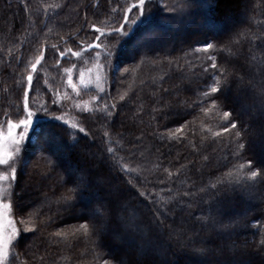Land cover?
Masks as SVG:
<instances>
[{"label":"trees","instance_id":"16d2710c","mask_svg":"<svg viewBox=\"0 0 264 264\" xmlns=\"http://www.w3.org/2000/svg\"><path fill=\"white\" fill-rule=\"evenodd\" d=\"M168 1L150 0L147 11L152 13V18L147 34L141 27L130 37L116 33L101 37L99 43L106 53L101 61L105 65V92H97V95L101 97L100 106L105 101L117 103L111 121L100 112H82L75 122L86 129L87 136L63 125L79 140V145L59 159L52 157V170L46 174H42L46 162L40 158L49 156V152L38 150L34 136L26 141L24 156L28 158V165L17 173L12 196L13 218L19 228L23 227L19 221L24 218V226H35L36 230H21L19 241L12 247L16 257L14 264H104L105 260L111 262L114 256L127 260L125 252L112 249L116 243L111 233L92 237L82 231L71 234L88 222L85 204L95 195H86L83 201H73L71 205L59 199L66 188L72 186L64 184L65 165H84L82 156L87 159V167L102 174L114 189L124 193V199L136 209L141 220L151 222L157 215L164 219L162 242L166 244L169 264H196L197 257L191 249L201 245L226 247H219L221 236L213 232L206 234V226L197 221V217L211 214L222 224L226 220L231 222L232 230L224 242L235 244L237 249L246 248L251 252L264 240V177L258 178L251 189L233 193L217 213L210 207L213 190L208 186L226 178L230 170L249 159L258 167L262 154L251 147L237 158L234 145L228 142V133L212 136V132L221 130L222 122L214 112L205 116L200 111L211 98L204 105L198 103L213 82V70L204 71L211 61L206 54L192 51L209 42L219 49L229 44L230 39L239 37V43L229 45L231 52L211 54L217 57L219 65L234 70L237 75L245 76L236 66L243 60H251L253 68L258 67L261 74L264 71V0H219L215 6H209L208 0H195L178 18L176 12L163 7L172 6ZM134 2L136 0H0V124L6 121V115L12 120L22 115L25 77L30 70L28 62H34L38 50L47 46L45 59L34 74L29 107L34 111L48 109V116L41 112L43 133L50 129L59 133L65 142H71L72 136L55 127L62 121L51 119L56 107L51 104L48 84L61 79L59 69L67 63V58L57 67L55 62L59 57L50 46L57 44L61 50L65 46L77 47L92 34V24L118 27L126 8ZM186 2L175 0L174 3L184 6ZM242 10L245 18L236 19V14ZM186 13H191L190 17H185ZM228 16L232 17L229 21ZM171 28L173 31L169 33ZM61 36L68 41L67 45L61 41ZM166 38L163 48H158L156 44ZM114 46V67H110L107 52ZM260 63H263L262 68ZM115 67L120 70L115 71ZM246 78L249 80L244 77V83L249 82ZM238 85L233 81L225 92L224 110L236 107L232 95ZM93 89L90 91L94 92ZM121 95L125 96L124 100L119 99ZM239 119L249 122V117L244 115ZM181 125H186L183 133H177V139H170L169 133ZM209 128L211 131H207ZM105 131L109 132L112 144L107 142ZM117 140L119 145L115 143ZM109 146L116 149V159L123 157V162L137 171L125 176L118 167L110 168L115 161L109 158L106 163L104 159ZM58 148L53 143L51 151ZM165 169L173 173L172 177ZM130 178L136 187L127 183ZM137 188L147 191L156 203L139 196ZM201 188L206 191L201 192ZM185 192L189 195H184ZM56 231L67 233L68 238L53 237L51 234ZM168 233H172L170 239ZM260 259L261 256L253 255L249 264H259Z\"/></svg>","mask_w":264,"mask_h":264},{"label":"snow or ice","instance_id":"6c2138e0","mask_svg":"<svg viewBox=\"0 0 264 264\" xmlns=\"http://www.w3.org/2000/svg\"><path fill=\"white\" fill-rule=\"evenodd\" d=\"M194 2L195 0H187L186 5L182 7H190ZM149 3L150 0H136V2L126 8L119 26L113 27L108 33H105L101 27L95 24L90 25L92 32L98 33V35L95 36L94 42L82 43L79 51L73 50L72 47H65L61 50L57 44H52L50 46L51 49L59 57L55 62L56 66L59 67L61 60L68 57L81 60L85 51L99 49L101 47L99 43L101 37L105 35L116 33L120 37H130L135 30L141 27L145 29L147 34L150 31L148 26L151 24L152 18V13L147 11ZM217 3H219V0H208L209 6H215ZM63 6L57 5V7ZM163 7L168 8V5L165 4ZM45 11L47 12V9ZM171 11L176 12L177 8L173 7ZM190 15L191 13H186L185 17H190ZM185 17H182V19ZM85 20H87V16ZM77 31H80V29ZM60 39L67 45L68 41L63 36ZM237 43H239V37L234 40L230 39L229 44L223 45L219 49L214 43L209 42L194 48L192 51L206 54L207 60L211 61V63L204 71L208 72L209 68L213 70V82L208 90L202 93L203 98L198 101L200 105H204L211 98L210 103H208L207 107L202 106L200 111L205 116L215 113V116L222 122V127L220 131L212 132V136L220 137L223 133H228V142L234 145V155L240 158L247 148H251L257 143L264 147V71L261 73L262 79L258 84L254 79H249L250 88L239 87L237 89L234 101L236 107L224 110L225 92L229 90L233 81H236L239 85H244V77L237 75L234 70L226 66L219 65L217 57L211 54L214 51L228 50L231 52L229 45ZM46 50L47 46L41 47L38 50V54L34 57V62L32 60L28 62L30 70L25 77L28 87L23 93V117L14 122L6 115V133L0 126V166H5L6 168L5 171L0 172V182H8L9 185L7 188H0V264H14L16 257L14 253L10 252V248L19 241L21 235V229L16 226L17 221L13 219L14 203L12 196L14 195L13 188L17 181L18 171L22 172L23 168L28 165V158L24 156L26 141L34 136L38 150L41 153L49 152V156H41L40 158L46 162L44 173H42L46 174L52 170V157L59 159L64 153L70 152L79 145V140L72 133H69L63 125H67L68 128L74 131L84 133L85 136L88 135L86 129L79 126L78 122L69 123L67 119H64L63 115L52 116L51 119L62 121L61 125H56L55 127L61 128L62 132L72 136L71 142H65L59 133L52 132L50 129L47 133H43L41 112L48 116V109L30 110L29 93L33 88L34 74L37 73L38 66L42 65ZM107 55L109 57L108 66L114 67L112 58L116 55V47L109 49ZM99 59L100 56L97 53L96 60L99 61ZM76 67L77 65L73 64L72 67L63 69V72L67 75V87L71 88L77 97L81 95L82 91L86 92L93 86L98 93L105 92L103 87L105 79L104 64L99 62L95 64L96 74L94 79L91 75L86 79L85 70H80L79 87L73 82V72ZM114 70L119 71L120 69L115 67ZM86 71L91 74L93 69L88 68ZM123 71L126 73L128 69L125 68ZM50 91H53L54 95H59V92L54 89H50ZM65 97L69 98L66 93ZM124 98V95L119 97L120 100H124ZM100 99L99 95H93L89 101L77 102L75 107L80 112H100L107 118V121H111L117 111V103L112 102L109 104L105 101L100 106ZM53 103L56 104L57 101L54 100ZM90 105H96V107ZM237 107L239 108L238 113ZM240 115L248 116L249 122L245 123L240 120ZM185 127L186 125H181L175 132L169 133V138L177 139L176 134L183 133ZM207 131H211V129L209 128ZM104 136L109 144L113 143L109 132L105 131ZM53 143L58 145L60 151H51ZM115 143L119 145L120 141L117 140ZM106 152L108 156L104 158L105 162L107 163L109 158L115 161L114 164L109 165L113 170L118 167L119 171L125 176H130L137 171V169L125 164L123 157L116 159V149L114 147H107ZM82 159L84 160V165L65 169L67 178L64 180V184H71L72 186L66 188L65 193H62L59 199L64 204L71 205L73 201L81 202L86 195H95L85 204L89 214L88 222L79 225V228L75 229L71 234L75 235L76 232L82 231L85 236L92 237L111 233L123 248L130 250V252H125L127 260L114 256L111 262L105 260L104 264H169L167 259H157L160 249L164 247L162 242L164 219L157 215L152 218L151 222L141 220L136 214V209L132 208V205L124 199V193L121 190L114 189L102 174L94 173L91 168L87 167V159L85 157L82 156ZM204 159L207 160L208 157L205 156ZM165 171L168 172L169 177H172V172L167 169ZM261 177H264V161L259 162L258 167L254 165V161L251 159L247 160L246 163H240L234 167V170H230L226 174V178H222L208 186L213 190L210 193L213 201L210 207L213 210L223 208L233 193L238 190L251 189L258 178ZM127 183L136 187L131 178ZM137 191L139 196L149 199L150 203H156V201L150 199V194L147 191H141L139 188H137ZM200 191L205 192L206 189L201 188ZM101 192H103V195H100ZM5 193H7V198H5ZM184 195H189V193L185 192ZM20 211L23 212V208H20ZM197 221L202 222L203 225L211 223L213 226H218V231L220 232L226 231L229 227V225L222 224L221 221L216 219V216L211 214L208 217H197ZM19 223L24 224V218H21ZM6 230L7 234H5ZM35 230V226L23 228L24 232H34ZM51 235L63 239L68 238V234L63 231H56ZM171 235L172 233H168L169 239ZM193 255L197 257L196 264H249V259L253 255L261 256L259 264H264V240H261L260 246L251 252L246 248L241 250L235 247L216 248L201 245L193 249Z\"/></svg>","mask_w":264,"mask_h":264},{"label":"rangeland","instance_id":"374dc122","mask_svg":"<svg viewBox=\"0 0 264 264\" xmlns=\"http://www.w3.org/2000/svg\"><path fill=\"white\" fill-rule=\"evenodd\" d=\"M166 1H168V0H165V2ZM174 2H175V0H173V1L171 0V2H169V3H171L172 6H170L169 8H165V9H166V11L172 12L171 9L173 7H176L178 12L176 11L175 17L178 18L179 15L181 16L182 14L185 13V7H182L183 5L181 6V3L178 6H176V3H174ZM243 11L244 10H242V11H240V13L236 14V19L242 20V19L245 18V13ZM226 19H227V21H229V20L232 19V17L228 16ZM101 28L105 31V33L111 31V29H112V28H105V27L104 28L101 27ZM171 31H173L172 28L169 31V33H171ZM96 35H98V33H93L92 32V34L90 36H88L87 39H85L82 42H79L78 46L74 47L73 50L79 51L82 43L83 44H88V43L94 42ZM169 37H171V36H169ZM167 39L168 38L164 39L160 43H157L156 44L157 47L158 48H163L164 41H166ZM65 47H69V46H65ZM97 53H99V56H100L99 61L96 60ZM105 55H106V53L101 47L99 49H90V50L85 51L83 53V59L77 60L74 57H68L67 58V63L63 64L62 66H60L59 70H60L61 79H57L56 81L54 80V81H52V84H48L49 90L50 89H54L57 92H59V95H54L53 91H50L52 93L51 104L54 107H56V112H55L54 116L63 115L64 119H67L70 122H75L76 119H77V116H79V114L82 113L75 107V104L77 102L89 101L93 95H97V90L96 89L92 90L94 92H91L90 91L91 89H90V90H88L86 92L82 91L81 95L79 97H77L75 95V93H73L72 89L67 87V85H66L67 75L63 72V69L72 67L73 64L77 65L76 69H74V72H73V82L76 83L77 86L79 87V72H80V70H85V78L86 79L89 77V75H91L92 78L94 79L95 78V74H96L95 73V64L98 63V62L101 63V61H102V59H104ZM250 61L251 60H243L242 62L240 61L241 63L240 64L237 63L236 66L238 67L239 70H241L244 73L245 76H243V77H249V79H254V81H261V80L258 79V77H260V75H261L260 72H259L258 67H254L253 68L252 62H250ZM262 64L260 63L258 65L260 66ZM262 67L263 66H260V68H262ZM88 68H92L93 69V72L91 74H89L86 71ZM185 78H186V76H185ZM246 81H249L248 78H246ZM27 87H28V85H27V82H26L25 89ZM239 87H249L250 88V85H249L248 82L244 83V85H238V87L236 88V93H234L232 95L234 97V99H235V97L237 95V89ZM93 88H95V87L93 86ZM65 93L67 94V97H69V98L65 97ZM54 100L57 101L56 104L53 103ZM90 106L95 107L96 105H90ZM30 110H33V109L30 108ZM238 111H239V108H238ZM244 116L246 118L248 117L246 115H244ZM22 117H23V97H22V115L19 118H22ZM17 120H13V121L15 122ZM0 126H2L3 131L6 133L7 132V123H6V121L4 123L0 124ZM252 148L256 149V151L259 154L260 153L262 154L261 160L264 161V147H261L260 144L257 143L255 145H253ZM57 151H60V149L58 148V149H56V150H54L52 152H57ZM64 168L65 169H69V168H76V167H74L73 165L67 164V165H65ZM5 170H6L5 166H0V172H3ZM8 186H9L8 182H0V188H7ZM22 189H25V187L23 186ZM5 198H7V193H5ZM244 208L246 210V209H248V206L246 205V207H244ZM216 210H218V209H216ZM216 210H212V211L217 213ZM179 223L182 224V221H180ZM223 224L229 225L228 229L226 231H223V232L218 231V226H213L211 223L205 225L206 226V230H207L206 234H208V233L211 234L213 232V233H216L217 236H221L218 239V241H220L219 247H221V246H226V247H229V248L236 247L235 244H233V243L226 244V241L224 242V239L227 237V235L232 230V226H231V222H229L227 220L224 221ZM16 226H17V228H19V225H16ZM21 226H23V227L19 228L21 230H23V228L26 227V226H24V224H22ZM5 234H7V230H6ZM114 240H115L114 243H116L115 244L116 246L112 247L113 250H120V251H123V252L128 251V249H125V248L122 247V245L116 240L115 237H114ZM163 245H164V247L162 249H160V251L158 253V256H157V259L158 260L167 259L169 261V258L165 255L166 254V244L163 243ZM10 252L13 253L12 247L10 248ZM191 253H193V249H191ZM161 254H164V255L161 256ZM120 257L122 259H124L123 256H120Z\"/></svg>","mask_w":264,"mask_h":264}]
</instances>
